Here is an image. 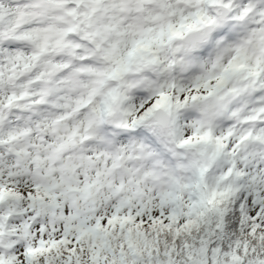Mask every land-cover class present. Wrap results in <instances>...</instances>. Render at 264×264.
<instances>
[{
  "label": "snow or ice",
  "instance_id": "6c2138e0",
  "mask_svg": "<svg viewBox=\"0 0 264 264\" xmlns=\"http://www.w3.org/2000/svg\"><path fill=\"white\" fill-rule=\"evenodd\" d=\"M0 264H264V0H0Z\"/></svg>",
  "mask_w": 264,
  "mask_h": 264
},
{
  "label": "clouds",
  "instance_id": "9594fccd",
  "mask_svg": "<svg viewBox=\"0 0 264 264\" xmlns=\"http://www.w3.org/2000/svg\"><path fill=\"white\" fill-rule=\"evenodd\" d=\"M206 31V30H205ZM205 31L185 33L182 37L160 47L155 55L159 63L144 65L133 64L129 79L147 81H171L190 85L196 77L204 75L211 68L213 61L222 53V48L215 41L205 39ZM135 97V93L132 94ZM139 101V97H135ZM202 101H189L180 110V125L191 124L199 118ZM187 131V129H184Z\"/></svg>",
  "mask_w": 264,
  "mask_h": 264
}]
</instances>
